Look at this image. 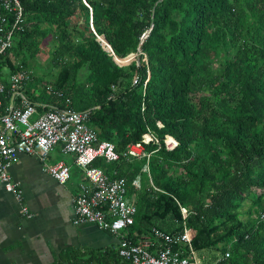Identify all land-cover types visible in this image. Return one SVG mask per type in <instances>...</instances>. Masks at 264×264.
<instances>
[{"label": "trees", "instance_id": "16d2710c", "mask_svg": "<svg viewBox=\"0 0 264 264\" xmlns=\"http://www.w3.org/2000/svg\"><path fill=\"white\" fill-rule=\"evenodd\" d=\"M22 3L25 26L0 72L20 61L34 102L91 109L89 125L118 152L154 138L150 156L95 162L127 179L137 211L126 236L153 253L195 252L201 264H264V0ZM101 35L116 56H139L118 63ZM45 44L49 78L38 76ZM167 136L178 145L169 149ZM186 229L191 242L180 239ZM118 249L75 264H133Z\"/></svg>", "mask_w": 264, "mask_h": 264}, {"label": "built area", "instance_id": "2783aa9c", "mask_svg": "<svg viewBox=\"0 0 264 264\" xmlns=\"http://www.w3.org/2000/svg\"><path fill=\"white\" fill-rule=\"evenodd\" d=\"M25 10L22 0H0V64L6 60L8 50L13 45L17 31L25 26ZM17 71L7 77H0V184L21 197V190L10 173L11 162L20 153L39 154L46 160L56 146L62 145L66 154H74L75 164L81 168L88 183H81L75 197L74 223H92L102 230L120 237L119 252L133 264H201L197 254L181 258L170 248L150 252L151 243L147 240L136 243L131 241L125 231L134 224L137 211L136 202L128 196V182L125 177L109 175L95 162L105 159L107 162L150 156L145 144L154 140L146 136L143 143H130L121 153L110 140H100L98 131L89 125L91 109L77 110L68 98L62 107L34 102L27 94V85L33 80L31 71L23 67L20 61ZM5 65L1 70L7 69ZM8 70V69H7ZM138 79H135V83ZM9 89V103L4 106L2 96ZM52 90L51 87H49ZM38 91L36 92V94ZM61 95V93H58ZM44 107L40 112L38 107ZM169 149L178 145L166 143ZM45 170L59 182L65 183L71 176V166L63 162L45 164ZM148 168V167H147ZM149 170V169H148ZM134 183L140 186L139 178ZM264 218V214H261ZM167 242L172 236L162 234ZM193 232L186 229L181 240L191 242Z\"/></svg>", "mask_w": 264, "mask_h": 264}, {"label": "crops", "instance_id": "0c3cea01", "mask_svg": "<svg viewBox=\"0 0 264 264\" xmlns=\"http://www.w3.org/2000/svg\"><path fill=\"white\" fill-rule=\"evenodd\" d=\"M5 69L0 77H7ZM58 145L46 160L37 153H20L11 162L12 179L21 197L0 184V264H75L80 254H100L118 249L120 239L92 223L75 224V197L88 183L75 164L74 154ZM63 162L71 176L59 182L45 164Z\"/></svg>", "mask_w": 264, "mask_h": 264}, {"label": "rangeland", "instance_id": "374dc122", "mask_svg": "<svg viewBox=\"0 0 264 264\" xmlns=\"http://www.w3.org/2000/svg\"><path fill=\"white\" fill-rule=\"evenodd\" d=\"M51 45L50 44L43 45L42 51L39 54V58H38L39 60H38V62L43 63V62L46 61V59H48L50 57L49 50H50V46ZM123 62L126 63L124 59H123ZM45 65H47V66H44L43 69L40 68L38 70V76L41 75V76H44L45 78H49L50 76H45L46 75L45 73H47V72L50 71L48 69V67H50V65L47 63V61H46ZM170 142L171 141H169V136H167L166 143H170ZM198 254H199V256H201L204 253L201 252V253H198Z\"/></svg>", "mask_w": 264, "mask_h": 264}, {"label": "water", "instance_id": "95a60500", "mask_svg": "<svg viewBox=\"0 0 264 264\" xmlns=\"http://www.w3.org/2000/svg\"><path fill=\"white\" fill-rule=\"evenodd\" d=\"M93 29H94V28H93ZM98 40H101V41L103 42V44H106V45H107V48H106V49L112 51V53L114 54L112 46H111L110 43L106 40V38H105L104 35L99 36V37H98ZM140 51H141V48H139V53H138V54L135 55V54L133 53V54H130L129 56L123 58V59L125 60L126 63H124V62L122 61V59L119 58V57L116 56V55H115V59H116V61H117L118 63H120V64H127V63H130L132 60H134L135 57L139 56Z\"/></svg>", "mask_w": 264, "mask_h": 264}, {"label": "clouds", "instance_id": "9594fccd", "mask_svg": "<svg viewBox=\"0 0 264 264\" xmlns=\"http://www.w3.org/2000/svg\"><path fill=\"white\" fill-rule=\"evenodd\" d=\"M101 36H102V35H101ZM98 37H99V36H98ZM100 41H101V40H100ZM102 44H103V42H102ZM103 45H105V46H106L105 48H107V45H106V44H103ZM109 51H110V50H109ZM113 52H114V51H113ZM112 54H113V53H112ZM114 55H115V53H114ZM119 58H120V57H119ZM121 59H122V61H123V58H121ZM131 62H132V61H131ZM131 62H130V63H131ZM130 63H127V64H130ZM123 65H124V64H123ZM137 82H138V81H137ZM137 82H136V83H137ZM177 142H178V141H177Z\"/></svg>", "mask_w": 264, "mask_h": 264}]
</instances>
